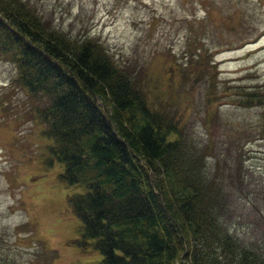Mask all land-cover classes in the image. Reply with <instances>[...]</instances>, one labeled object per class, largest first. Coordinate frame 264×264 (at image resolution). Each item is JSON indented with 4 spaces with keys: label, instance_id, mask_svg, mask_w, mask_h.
I'll list each match as a JSON object with an SVG mask.
<instances>
[{
    "label": "rangeland",
    "instance_id": "rangeland-1",
    "mask_svg": "<svg viewBox=\"0 0 264 264\" xmlns=\"http://www.w3.org/2000/svg\"><path fill=\"white\" fill-rule=\"evenodd\" d=\"M29 1L46 23L99 40L132 70L147 102L196 147L223 227L264 255V0ZM13 72L0 57L2 264H93L99 253L74 241L67 204L84 185H66L62 164L45 163L43 123L3 84Z\"/></svg>",
    "mask_w": 264,
    "mask_h": 264
},
{
    "label": "trees",
    "instance_id": "trees-1",
    "mask_svg": "<svg viewBox=\"0 0 264 264\" xmlns=\"http://www.w3.org/2000/svg\"><path fill=\"white\" fill-rule=\"evenodd\" d=\"M0 57L14 68L3 84L43 123L45 163L84 185L67 204L93 264H264L223 227L196 147L99 40L53 27L29 0H0Z\"/></svg>",
    "mask_w": 264,
    "mask_h": 264
}]
</instances>
